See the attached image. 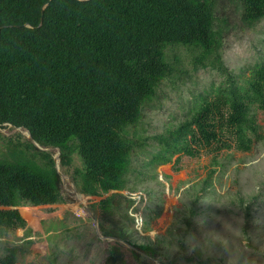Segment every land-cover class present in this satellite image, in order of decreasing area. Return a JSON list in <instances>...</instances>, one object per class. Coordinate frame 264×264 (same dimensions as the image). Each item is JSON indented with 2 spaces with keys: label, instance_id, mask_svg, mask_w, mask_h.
<instances>
[{
  "label": "trees",
  "instance_id": "trees-1",
  "mask_svg": "<svg viewBox=\"0 0 264 264\" xmlns=\"http://www.w3.org/2000/svg\"><path fill=\"white\" fill-rule=\"evenodd\" d=\"M235 1L247 25L264 18V0ZM218 3L0 0V126L23 127L41 146L59 148L63 167L78 155L81 166L72 175L101 214V235L117 238L111 239L104 264H126V251L135 264H153L159 252L150 243H137L121 218L133 220L127 209L134 199L124 197L123 208L119 191L127 188L136 149L154 139L158 150L150 162L176 170L183 155L207 153L217 163L224 152L251 151L260 136L256 114L264 110V61L248 73L224 64ZM170 46L187 48L195 69L209 66L223 78L196 97L190 116L148 138L138 128L144 107L161 82L179 71V59L172 62L166 55ZM59 184L53 151L29 138H7L0 156V234L26 225L23 201L57 202ZM186 221L190 232L191 219ZM7 250L0 264H14L20 248Z\"/></svg>",
  "mask_w": 264,
  "mask_h": 264
},
{
  "label": "rangeland",
  "instance_id": "rangeland-1",
  "mask_svg": "<svg viewBox=\"0 0 264 264\" xmlns=\"http://www.w3.org/2000/svg\"><path fill=\"white\" fill-rule=\"evenodd\" d=\"M217 9L224 64L235 73H248L264 61V18L247 25L235 0H219ZM193 54L183 46L166 49L172 62L179 59L175 63L179 71L161 82L155 99L144 107L138 126L144 136L162 133L190 116L196 97L222 80V74L209 66L195 69ZM256 115L260 136L252 150L224 152L216 157L217 163L207 153L183 155L175 170L150 162L158 150L154 139L136 149L127 188L119 191L123 208L127 197L134 199L127 209L133 220L121 218L137 243L158 249L153 264L162 260L168 264H264V110ZM9 137L27 140L29 133L11 124L0 126V156ZM48 150L54 157L58 153L57 148ZM76 166H81L76 154L67 167L57 159V202L36 206L23 201L26 225L0 234V258L8 247L17 245L20 250L14 264H104L111 240L97 235L101 214L80 191L72 175ZM248 204L250 220L245 213ZM186 218L191 219L190 232L185 231ZM126 264H135L129 251Z\"/></svg>",
  "mask_w": 264,
  "mask_h": 264
},
{
  "label": "water",
  "instance_id": "water-1",
  "mask_svg": "<svg viewBox=\"0 0 264 264\" xmlns=\"http://www.w3.org/2000/svg\"><path fill=\"white\" fill-rule=\"evenodd\" d=\"M41 23H42V18L40 19V23H39V25H41ZM24 25H25V26H31L29 23H25ZM28 133H29V139H30L31 141H33V143H34L38 148H40V149H49V147H43V146H41L39 143L35 142V141L33 140V138H32V136H31V134H30L29 131H28ZM58 155H59V148H58V153H57V155L54 157V158H55V161H56V164H57ZM57 169H58V168H57ZM97 235L100 236V232H99L98 229H97ZM101 237H102V238H106V239H110V240H111V239H117V238H114V237H108V236H103V235H101ZM123 243L129 246V244H127V242H123Z\"/></svg>",
  "mask_w": 264,
  "mask_h": 264
}]
</instances>
